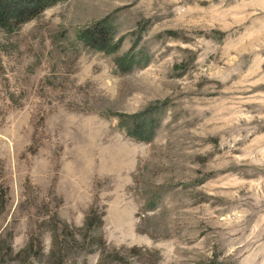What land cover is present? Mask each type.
<instances>
[{
  "label": "rangeland",
  "instance_id": "1",
  "mask_svg": "<svg viewBox=\"0 0 264 264\" xmlns=\"http://www.w3.org/2000/svg\"><path fill=\"white\" fill-rule=\"evenodd\" d=\"M104 19L112 53L76 37ZM0 264H264V0H61L0 27Z\"/></svg>",
  "mask_w": 264,
  "mask_h": 264
},
{
  "label": "trees",
  "instance_id": "2",
  "mask_svg": "<svg viewBox=\"0 0 264 264\" xmlns=\"http://www.w3.org/2000/svg\"><path fill=\"white\" fill-rule=\"evenodd\" d=\"M61 0H0V27L12 29L30 19L35 18L45 8ZM8 26V27H7ZM113 27L107 23V20H101L94 25L78 31L76 37L87 46L96 50L112 53L117 50L118 44L112 43ZM126 57V56H125ZM134 63L133 58L126 57L122 65L130 68V63ZM127 116L131 118L129 126H125L126 133L136 140H146V134L150 130L149 121L145 117ZM89 217L86 219L84 226L89 228ZM11 252V247H8Z\"/></svg>",
  "mask_w": 264,
  "mask_h": 264
}]
</instances>
